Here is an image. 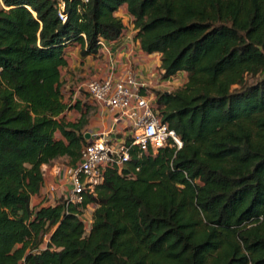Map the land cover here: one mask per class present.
<instances>
[{
  "label": "trees",
  "instance_id": "1",
  "mask_svg": "<svg viewBox=\"0 0 264 264\" xmlns=\"http://www.w3.org/2000/svg\"><path fill=\"white\" fill-rule=\"evenodd\" d=\"M61 1L64 21L60 0H1L0 264H264V0ZM122 4L161 76L186 72L155 90L182 145H132L80 202L31 205L42 163H75L85 141L88 119L62 115L65 46L97 54Z\"/></svg>",
  "mask_w": 264,
  "mask_h": 264
},
{
  "label": "built area",
  "instance_id": "2",
  "mask_svg": "<svg viewBox=\"0 0 264 264\" xmlns=\"http://www.w3.org/2000/svg\"><path fill=\"white\" fill-rule=\"evenodd\" d=\"M63 9L64 2L60 0L58 15L64 21L66 13ZM98 43L99 49L111 51L107 40L100 38ZM127 66L123 72L117 73L119 61L110 54L107 73L95 76L87 83L89 96L101 109L112 113L113 124L107 131L84 129L85 141L78 160L56 167L57 174L66 179L68 189L63 197L67 202H80L84 192L94 193L96 185L103 180L106 167L116 166L121 171L130 157L132 145L144 151L149 148L156 150L167 143L178 148L182 145L181 138L157 112L155 92L151 89L156 85L141 71ZM118 123H123L121 132L115 130ZM86 133H89L88 137ZM54 186H50L51 190Z\"/></svg>",
  "mask_w": 264,
  "mask_h": 264
},
{
  "label": "rangeland",
  "instance_id": "3",
  "mask_svg": "<svg viewBox=\"0 0 264 264\" xmlns=\"http://www.w3.org/2000/svg\"><path fill=\"white\" fill-rule=\"evenodd\" d=\"M115 14L120 16L125 24V28L121 35L123 41L125 42H122L123 45H121V48L124 53H127L130 59V63H127L125 66L131 65L132 63L131 67L137 69V65L141 63L140 62L141 58L138 57V54L136 52L137 47L135 43L136 39L134 38L135 31L133 29L132 16L128 13L125 4L120 5L118 9L115 11ZM158 56H160L159 52H157V54L150 55L149 58L153 60L156 59ZM125 58L126 57H124V59ZM142 73L144 74L145 72L142 70ZM91 74L92 73H90L89 75L74 74V76H72L71 78L70 76L63 77L61 83L62 96L70 107L62 115L67 120H75V119H79L80 116H85L88 119V122L84 126V129L90 128L93 131H107L113 124V116L112 113H110L109 111L107 112L106 110L101 109L100 105L97 104L95 101H93L89 96L86 88L89 79H91L90 77H92ZM148 77L151 79V83L153 85L154 84L156 85L154 88H151L152 91L154 92L156 89L159 90L176 89L177 87H180L187 78L186 72L184 70H180L179 72H176L174 75H171L168 78H163L161 76L160 65L159 66L153 65V72ZM252 78H253L252 75L248 76V79H252ZM70 79H72L73 81L70 82ZM122 127H123V123H118L116 124L115 130L120 131ZM54 137L59 138L61 137V134L58 131H56L54 133ZM55 159H56L55 162L60 163L58 165L68 163V157L65 156L57 157ZM56 173L57 172H55V175ZM59 175H60L59 179L57 180L58 182L56 181L57 183L53 184L55 185L54 186L55 188L51 190L52 189L50 188L51 185L48 187L49 193L50 191L55 192L54 197L63 196V194L66 193L68 189V186L65 183L66 182L65 177L62 176L61 174ZM39 201H40V195H35L33 196L31 202L33 205L35 204L39 205V203L41 202ZM93 207H94L93 203L87 205V207L83 211V215L81 216L84 221V226L86 231H88L90 228V224L92 221ZM47 240H48V235H45L44 240L41 243L40 247H44L46 245Z\"/></svg>",
  "mask_w": 264,
  "mask_h": 264
},
{
  "label": "crops",
  "instance_id": "4",
  "mask_svg": "<svg viewBox=\"0 0 264 264\" xmlns=\"http://www.w3.org/2000/svg\"><path fill=\"white\" fill-rule=\"evenodd\" d=\"M1 6L2 4L0 3V7ZM122 42L125 41H123L122 36L120 35L118 38L114 40H109V41L107 40V45L111 49V51H107L100 48L98 53L95 55L94 54L82 55L80 53L79 43L77 41H68L67 45L65 46V57L67 59V64L62 66L60 69L61 80L63 79V77L70 76L71 78L72 76H74V74L89 75L90 73H92L91 74L92 77L104 76L107 73L106 65L110 54H112V56H114L119 61V68L117 69V73L123 72V70L125 69V65L127 63H130V59L127 53H124L121 48V45H123ZM135 43L137 47L136 52L138 54V57L141 58L140 60L141 63L137 65V71L142 72L143 70L145 72L144 75L149 76L153 72V65H157V66L160 65V56H158L156 59L153 60L150 59L149 56L153 54H157V52L147 53L140 48L139 41L137 39ZM124 57L126 58L124 59ZM131 65L128 66L130 67ZM71 81L73 80L70 79V82ZM60 157H64V156H60ZM55 160L56 159L54 158L50 163H42L41 167L43 169V182L39 191L31 196V201L33 196L40 195V201H41V202L39 201L40 205L53 204L56 202L55 199H57L58 196H56L57 198L54 197L55 192L54 191H50V193L48 192V187L50 185L57 183L58 182L57 180L59 179L60 176L57 173L55 175L56 167L58 166V164H60L58 162H55ZM31 205H33L32 202Z\"/></svg>",
  "mask_w": 264,
  "mask_h": 264
},
{
  "label": "water",
  "instance_id": "5",
  "mask_svg": "<svg viewBox=\"0 0 264 264\" xmlns=\"http://www.w3.org/2000/svg\"><path fill=\"white\" fill-rule=\"evenodd\" d=\"M85 136L88 137L89 136V133H86Z\"/></svg>",
  "mask_w": 264,
  "mask_h": 264
}]
</instances>
